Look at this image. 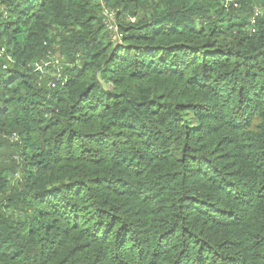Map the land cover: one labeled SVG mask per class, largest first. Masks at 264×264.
<instances>
[{"label":"trees","instance_id":"1","mask_svg":"<svg viewBox=\"0 0 264 264\" xmlns=\"http://www.w3.org/2000/svg\"><path fill=\"white\" fill-rule=\"evenodd\" d=\"M0 47V264H264V0H0Z\"/></svg>","mask_w":264,"mask_h":264},{"label":"rangeland","instance_id":"2","mask_svg":"<svg viewBox=\"0 0 264 264\" xmlns=\"http://www.w3.org/2000/svg\"><path fill=\"white\" fill-rule=\"evenodd\" d=\"M42 73L44 76L53 77L57 73L56 69L61 64V57L57 50L48 58L43 61ZM11 143V142H10Z\"/></svg>","mask_w":264,"mask_h":264},{"label":"built area","instance_id":"3","mask_svg":"<svg viewBox=\"0 0 264 264\" xmlns=\"http://www.w3.org/2000/svg\"><path fill=\"white\" fill-rule=\"evenodd\" d=\"M236 7V6H235ZM255 14H254V17H257L260 13H258V11H255L254 12ZM254 21L252 20V23H253ZM5 53V50L2 48V47H0V55H3ZM43 61L44 60H42V61H38V63H36V64H34V68H35V70L36 71H40V72H42V67H43V65H44V63H43ZM53 86H54V84H50V87L51 88H53Z\"/></svg>","mask_w":264,"mask_h":264}]
</instances>
